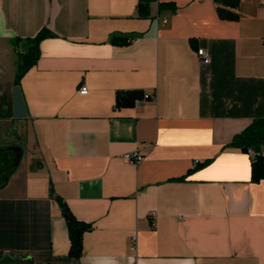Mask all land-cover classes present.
<instances>
[{
  "label": "crops",
  "instance_id": "obj_1",
  "mask_svg": "<svg viewBox=\"0 0 264 264\" xmlns=\"http://www.w3.org/2000/svg\"><path fill=\"white\" fill-rule=\"evenodd\" d=\"M237 12L221 18L215 0H0L1 79L26 38L53 33L19 84L26 145L7 180L0 167V264H264V179L230 145L264 117V0ZM10 81L0 120L12 123ZM133 150L141 162L122 157ZM52 187L92 225L80 257Z\"/></svg>",
  "mask_w": 264,
  "mask_h": 264
},
{
  "label": "trees",
  "instance_id": "obj_2",
  "mask_svg": "<svg viewBox=\"0 0 264 264\" xmlns=\"http://www.w3.org/2000/svg\"><path fill=\"white\" fill-rule=\"evenodd\" d=\"M241 0H215L218 15L223 19H238L239 13L237 9ZM161 7L170 6L175 8L173 3L162 2ZM141 15L148 12L147 7L143 3L138 6ZM53 33L48 31L45 27L42 28L34 37L25 39L26 50H18L17 52V71L15 74V85H19L24 74L36 64L39 55V43L43 38L52 36ZM141 95L140 91H119L117 93V104H132L136 97ZM231 146L241 147L245 151L253 148L255 155L252 156V180L259 181L264 179V117L255 118L250 125L244 130L237 133ZM14 156L12 162H14ZM12 169L2 175L3 180H7L15 166L12 163ZM52 196L59 202L60 209L66 219L68 226L69 238L71 241L70 254L75 257H80L83 253V238L84 233L92 228L90 223L78 219L68 204L51 188Z\"/></svg>",
  "mask_w": 264,
  "mask_h": 264
},
{
  "label": "rangeland",
  "instance_id": "obj_3",
  "mask_svg": "<svg viewBox=\"0 0 264 264\" xmlns=\"http://www.w3.org/2000/svg\"><path fill=\"white\" fill-rule=\"evenodd\" d=\"M24 50H26V47L24 48ZM16 60H17V52H15L14 56H13L12 69L9 67V68H6V70H5L4 66L1 67V68H3V71H2L3 72L2 73L3 78L2 79L0 78V102L1 103L6 102V99L4 97V93H6V91H4V90H8V92H11L12 83H11V81H10V84L8 83V78L14 79V77H15V74L17 71ZM1 80H3V81H1ZM6 86H7V88H5ZM10 110H9V113L11 112ZM21 123L22 122L20 120V117H15L13 119L12 123L9 121H1L0 120V150L3 153L8 152L10 150V148H12L13 146L25 147V145H26V140H25L26 139V132H25L24 126ZM15 155L16 154H14L13 156H15ZM2 157L4 159V155ZM8 158H11V154L8 156ZM3 159H1V162L3 161ZM10 165L11 164L7 163L6 168H8ZM0 167H1V169L4 168V166H2L1 164H0ZM6 170L7 169H5V171Z\"/></svg>",
  "mask_w": 264,
  "mask_h": 264
},
{
  "label": "built area",
  "instance_id": "obj_4",
  "mask_svg": "<svg viewBox=\"0 0 264 264\" xmlns=\"http://www.w3.org/2000/svg\"><path fill=\"white\" fill-rule=\"evenodd\" d=\"M164 21H167V20L165 19ZM197 53L204 63H209L211 61L210 53L208 52V50L206 48H204V47L198 48ZM80 92L81 93H87L88 87L86 85H82L80 87ZM153 96H154V94H145L143 98L138 99V102H142L143 100H145L149 97H153ZM248 153L252 156L255 155V151L253 148H249ZM122 157L131 163H139L144 159L145 156L142 153H140L136 150H133V151H128V152L123 153ZM149 214L153 218V217H155L157 212L155 210H152V211H150ZM136 239H137V237L134 236L132 243H131V247L133 249L136 247Z\"/></svg>",
  "mask_w": 264,
  "mask_h": 264
},
{
  "label": "water",
  "instance_id": "obj_5",
  "mask_svg": "<svg viewBox=\"0 0 264 264\" xmlns=\"http://www.w3.org/2000/svg\"><path fill=\"white\" fill-rule=\"evenodd\" d=\"M12 98H13L12 114L15 117L27 116L26 103L20 85H15L13 87ZM12 148L16 150V155L13 164L14 166H17L21 160L23 149L20 146H13Z\"/></svg>",
  "mask_w": 264,
  "mask_h": 264
},
{
  "label": "flooded vegetation",
  "instance_id": "obj_6",
  "mask_svg": "<svg viewBox=\"0 0 264 264\" xmlns=\"http://www.w3.org/2000/svg\"><path fill=\"white\" fill-rule=\"evenodd\" d=\"M9 152H10V154H11V158H7V159H6V157H4L3 161L0 163L2 166H4V165L6 166L7 163L11 164V165L7 168L6 171L3 170V174H5L6 172L10 171V169L13 168V167H12V163H13V162H12L11 159H13V155L16 154V150L10 148ZM14 157H15V156H14ZM6 160H7V161H6Z\"/></svg>",
  "mask_w": 264,
  "mask_h": 264
}]
</instances>
